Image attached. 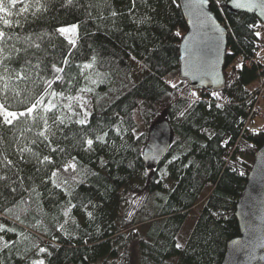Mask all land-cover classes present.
I'll list each match as a JSON object with an SVG mask.
<instances>
[{
    "label": "trees",
    "instance_id": "obj_1",
    "mask_svg": "<svg viewBox=\"0 0 264 264\" xmlns=\"http://www.w3.org/2000/svg\"><path fill=\"white\" fill-rule=\"evenodd\" d=\"M209 1L227 30L225 86L216 91L223 98L219 100L211 95L214 91L192 89L178 77L179 43L187 30L178 0H135V6L133 0H39L40 10L36 0H22L13 12L24 3L32 5L29 11L13 16L11 28L0 24L10 37L0 42V102L7 98L10 110L23 111L44 92V80L55 75L63 82L55 81L52 90L64 94L45 96V103L52 99L59 107L47 114L49 130L40 118L42 109L35 119L25 115L13 126H0V153L13 161L11 167L0 164V176L6 177L0 180V224L15 229L0 232L5 241L15 242L0 251L2 264H31L35 259L45 264H221L226 242L239 233L235 205L264 141V122L259 129L250 126L264 100L259 93L264 43L255 35L264 26L253 14L228 13L227 0ZM70 24L79 25L75 48L55 31ZM236 57L242 59L241 67L233 65ZM86 62L93 67L81 74ZM52 64L65 71L54 73ZM18 74L24 78L17 79ZM85 87L92 91H79ZM68 96L83 97L72 102L77 115L71 123L54 124L56 116L71 115L63 107ZM84 101L87 117L79 107ZM138 115L146 126L139 134ZM85 118L87 124L75 123ZM162 119L171 125V145L158 167L146 168L142 150L148 130ZM41 131L48 140L39 136ZM104 132L105 143L96 142L95 136ZM85 137L94 140L90 151ZM45 155L55 163L40 164ZM72 157L79 171L65 174L62 165ZM55 168H61L57 182L68 180L63 188L48 179ZM74 175L82 182H73ZM69 200L78 207L65 224L62 208ZM4 208L13 212L6 215ZM194 209L196 221L177 249L178 233ZM61 224L67 235L57 231ZM40 248L48 251L41 253Z\"/></svg>",
    "mask_w": 264,
    "mask_h": 264
},
{
    "label": "water",
    "instance_id": "obj_2",
    "mask_svg": "<svg viewBox=\"0 0 264 264\" xmlns=\"http://www.w3.org/2000/svg\"><path fill=\"white\" fill-rule=\"evenodd\" d=\"M178 1L187 25L179 43L178 77L192 89L221 90L225 86L227 30L211 11L209 0L202 10L212 19L201 16L193 0ZM226 11L253 14L264 26V16L260 15L258 8L252 11L239 9L227 0ZM217 25L223 30L222 35L216 30ZM171 141L170 123L166 119L153 123L142 150L143 165L146 168L158 167ZM234 216L239 233L226 242L221 264H264V141L253 156Z\"/></svg>",
    "mask_w": 264,
    "mask_h": 264
},
{
    "label": "snow or ice",
    "instance_id": "obj_3",
    "mask_svg": "<svg viewBox=\"0 0 264 264\" xmlns=\"http://www.w3.org/2000/svg\"><path fill=\"white\" fill-rule=\"evenodd\" d=\"M18 2H22V0H0V24H2L3 26H5V28H11L13 26V16H20L23 15L25 13H27L29 11V9L32 7L31 4L29 3H24L22 7H20L19 12H13V8L18 4ZM67 2L70 4L72 2V0H67ZM193 2L195 3V5L200 9V15L205 17L206 19H212L207 13L203 12V6L206 5L208 3V0H193ZM232 4L234 7L239 8V9H247L249 11H252L254 9H259L260 10V15L264 16V0H231ZM133 6H135V0H133ZM36 7L38 10L41 9V5L39 4V0H36ZM112 16H116L117 13L115 11H113ZM33 15L35 16V12H33ZM143 22V21H140ZM213 23H215L213 21ZM15 25H20V20L17 19L15 21ZM259 25H249V28H255L258 27ZM78 29H79V25L77 24H70V25H64L61 27H58L55 31L57 34H59L60 36L64 37L65 39H67L68 44L71 46V48H75L77 45V37H78ZM216 30L218 32L221 33V35L223 34V30L219 28V26H216ZM177 36H180V33L177 32L176 33ZM255 35L257 37H260L261 33L260 32H256ZM10 39V37L7 36V32L5 30L0 29V42H4L5 40ZM36 48H39L40 45L36 44L35 45ZM17 51H20L19 49H17ZM4 49L0 48V53H3ZM6 58V57H5ZM95 60V58H93V61ZM63 63L65 65H68L69 63V57L65 56ZM37 67H39V65H37ZM93 67L92 63H84L81 66V74H83L84 69H91ZM237 67H241V65H237ZM52 70L54 73H63L65 71V69L63 67H57L56 64H52ZM5 73L8 72V69L5 67L4 68ZM99 75V74H97ZM3 78V77H0ZM24 78L22 74H18L17 75V79H21ZM195 78V77H194ZM41 79H43V77H41ZM85 79L90 80L91 83H96V81L91 80L90 76H86ZM55 81H61L63 82V77L60 75H55L54 79L52 80H44V83L47 85V87L44 89V92L34 101L31 103L30 106H26L24 108L23 111H12L10 110V106L7 105V98H5V102H0V126H13L15 122H18L20 120L21 117H24L25 115H29V116H33V118L35 119L34 114L38 112L39 109H42L43 112L45 113L44 116H41L40 118L44 121V125H45V130H49V125H48V113H54V111H59V107L58 104L56 102H54L52 99H48L47 103H45V96L50 95L51 97H58V96H63V93H58L55 90H52V85ZM69 83H71V81H69ZM173 88L176 87L175 84L172 85ZM5 88H7V85H5ZM51 90V91H50ZM80 92H91L92 89L85 87V88H81L79 89ZM17 95H19V93H17ZM211 95L216 98L217 100L219 99H223L220 95L219 92H212ZM192 97H197L196 92H192L191 93ZM66 99L69 101L68 104H64L63 107L66 108L68 110L69 113H71L70 116H65L63 113L59 116L55 117V120L53 121L54 124H65V121L67 120L68 123L72 122V116L77 115L76 112L73 111L72 108V102L74 101H83V97L81 96H68L66 97ZM198 100L194 99L192 100L191 103H196ZM20 103H23V101H21ZM86 103V101H84L83 103L79 104V107L81 110L84 111V115L85 117H87L88 113L87 111L84 109V104ZM211 107V105H209ZM217 108H221L223 107V104L217 103L215 105ZM189 107H191V104H189ZM180 116H184L185 113L184 112H180L179 113ZM76 124L79 125H85L88 123L87 119H77L75 120ZM117 131H119V129H117ZM53 135H55V133H52ZM108 135L107 132H104L102 135H96L95 136V141L96 142H100V143H105V137ZM39 136L43 137L44 140H48V136L45 135V131H41L39 133ZM36 141H33V143H35ZM83 143L85 145H87L86 150H91L92 149V145L94 144V140L92 138H87L85 137L83 140ZM49 148L50 151L52 153H56L57 149L54 147H51V141H49ZM21 152L23 151H31V149H21ZM59 151L61 153L64 152V149H59ZM0 155L3 156V160L0 161V164H3L5 167H11L13 166V161L8 159V157L6 155H3V153H0ZM155 158V157H153ZM21 159H23V157H21ZM173 160L177 159V157H173ZM40 164H54L55 162L52 159V156L50 155H45L43 157L42 160L39 161ZM101 163H103V161H101ZM169 163H171V161H169ZM62 171L63 173L67 174L69 172H73L76 173L79 171L78 169V161L76 160V157H72L70 161L64 163L62 165ZM85 171H87L85 169ZM61 176V168H55V170H53L51 172V176L48 177L49 180H51L52 184L54 185L55 188H63L64 185L68 184V180H62L61 182H57V180L60 178ZM6 177H2L0 176V180H5ZM72 180L75 183H81V180L77 179V176H72ZM21 183H23V181H21ZM66 191V193L71 196V191L69 189H64ZM13 192L16 191L15 188L12 189ZM33 192L35 191V189L32 190ZM38 195V194H37ZM91 203V202H89ZM15 207V206H14ZM78 207V205L76 204H72L71 200H69L67 206H64L62 208V213L63 216L65 217V224L68 223V220L71 219L70 217V213L72 212V210L74 208ZM85 209L87 208V205H84ZM93 207H95V205H93ZM4 214H10L13 212V209L10 208H4L3 209ZM87 215L89 218L93 217V213L92 212H87ZM17 219H19V216L16 217ZM74 222V221H73ZM15 229L14 228H8L5 224H0V232H14ZM57 231L60 232H64V224H61L58 226ZM65 235H67L68 233L64 232ZM53 239H55V237H53ZM0 241H3V244L0 245V251H2L3 249H7L9 248L10 245L14 244L15 242L13 241H5L4 240V236L0 235ZM176 248L180 249L183 247L182 244H180L179 242L176 243ZM48 250L46 248H40L39 252L44 253L47 252ZM49 255L51 253H48ZM0 264H2V262H0ZM31 264H45V261L43 259H35L31 261Z\"/></svg>",
    "mask_w": 264,
    "mask_h": 264
},
{
    "label": "rangeland",
    "instance_id": "obj_4",
    "mask_svg": "<svg viewBox=\"0 0 264 264\" xmlns=\"http://www.w3.org/2000/svg\"><path fill=\"white\" fill-rule=\"evenodd\" d=\"M261 36L263 37V43H264V29L262 30L261 32ZM263 59H264V54H263ZM242 64V59L240 57H236L234 62H233V65H241ZM176 82V79H173V83ZM259 81L255 82L254 85L257 86L259 85ZM260 106L262 107L261 108V111H259L260 113H258L257 115H255L250 123V126L255 128V129H259L262 127L263 125V122H264V100L262 99L261 102H260ZM153 120L149 121L148 123H152ZM145 121L144 119L138 115V126H137V130L136 132L139 134L141 133L144 128H145ZM164 176V175H163ZM164 184L166 187H170L171 186V182L170 180H168L167 178H164ZM198 214V210H191L189 211L185 221H184V224L182 225L179 233H178V236H177V242H179L180 244H184L185 243V240L187 239L195 221H196V218H197V215ZM168 264H171V263H168Z\"/></svg>",
    "mask_w": 264,
    "mask_h": 264
},
{
    "label": "built area",
    "instance_id": "obj_5",
    "mask_svg": "<svg viewBox=\"0 0 264 264\" xmlns=\"http://www.w3.org/2000/svg\"><path fill=\"white\" fill-rule=\"evenodd\" d=\"M259 49L262 50L263 47H260ZM254 60H256V59L253 58V61H254ZM246 64L249 65V64H250V60H247V61H246ZM259 93H260V94H263V93H264V84H262V85L260 86ZM254 111H255V109H252V110H251L249 117L251 116V113L254 112ZM252 131H253V130L250 129V132H252Z\"/></svg>",
    "mask_w": 264,
    "mask_h": 264
}]
</instances>
